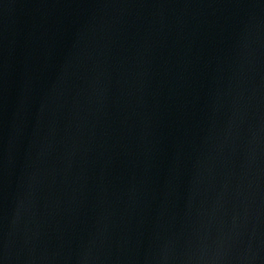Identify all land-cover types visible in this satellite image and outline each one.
Masks as SVG:
<instances>
[{
    "label": "water",
    "instance_id": "water-1",
    "mask_svg": "<svg viewBox=\"0 0 264 264\" xmlns=\"http://www.w3.org/2000/svg\"><path fill=\"white\" fill-rule=\"evenodd\" d=\"M0 264H264V0H0Z\"/></svg>",
    "mask_w": 264,
    "mask_h": 264
}]
</instances>
